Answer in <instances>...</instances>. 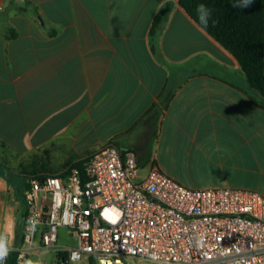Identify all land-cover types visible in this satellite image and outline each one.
I'll use <instances>...</instances> for the list:
<instances>
[{
    "label": "crops",
    "instance_id": "obj_1",
    "mask_svg": "<svg viewBox=\"0 0 264 264\" xmlns=\"http://www.w3.org/2000/svg\"><path fill=\"white\" fill-rule=\"evenodd\" d=\"M253 99L238 61L179 0H0V239L24 249L7 224L28 179L108 145L134 153L141 175L157 166L189 189L263 194ZM35 161L50 168H16Z\"/></svg>",
    "mask_w": 264,
    "mask_h": 264
},
{
    "label": "built area",
    "instance_id": "obj_2",
    "mask_svg": "<svg viewBox=\"0 0 264 264\" xmlns=\"http://www.w3.org/2000/svg\"><path fill=\"white\" fill-rule=\"evenodd\" d=\"M140 170L134 153L108 145L82 170L28 179L21 255L64 253L62 264H264L263 194L189 189L157 166ZM60 229L73 246L58 245Z\"/></svg>",
    "mask_w": 264,
    "mask_h": 264
},
{
    "label": "trees",
    "instance_id": "obj_3",
    "mask_svg": "<svg viewBox=\"0 0 264 264\" xmlns=\"http://www.w3.org/2000/svg\"><path fill=\"white\" fill-rule=\"evenodd\" d=\"M200 4L207 6L212 13L207 27L199 22L196 9ZM179 5L204 31L235 57L250 90L258 99V101L253 99L254 103L258 107H264V0H253V3L243 10L233 8L231 0H179ZM169 9L170 5H166L154 18L150 31L152 36ZM83 162L72 164L65 173L74 168L82 170ZM64 257V253H56L57 260H61L60 263ZM3 264H29V260L23 259L19 251L13 250L9 252ZM88 264L97 263L88 259Z\"/></svg>",
    "mask_w": 264,
    "mask_h": 264
},
{
    "label": "rangeland",
    "instance_id": "obj_4",
    "mask_svg": "<svg viewBox=\"0 0 264 264\" xmlns=\"http://www.w3.org/2000/svg\"><path fill=\"white\" fill-rule=\"evenodd\" d=\"M30 161H32V159H29ZM43 161V160H41ZM27 163V161H25ZM74 164V163H72ZM72 164H67V165H64V166H54V167H51L53 169H51V171H48V173H43L44 175H60L62 173H65V171L67 169H69V167L72 165ZM15 168V166H13ZM44 168L43 170H47L48 166H39V164L35 163L30 165L27 164V165H17L16 168L17 169H20V168H30V169H37V168ZM36 177V176H34ZM33 178V177H31ZM18 186H19V183H18ZM18 192V191H17ZM262 193L264 194V190L262 191ZM14 210L13 212H11L9 214V218H8V226H10V228H12L16 234V236H18V240H19V237H20V234L22 236V232H21V224H22V221H23V215H24V212H25V209L23 207V204H22V199H21V196L18 194L17 197H14ZM6 220V218H5ZM58 240L61 244H67L69 246H73L74 245V241L72 238H70L67 233H66V230L65 229H60L58 231ZM10 252V250H9ZM22 258L23 259H27L29 260V264H38V260L36 257H33V256H30V255H22ZM46 258V262L49 263V264H62L60 263V259L57 260L56 258V253L52 252V253H49L47 254V256L45 257ZM52 259V260H51ZM66 264V263H64ZM75 264H88V259L86 258H83L81 262L79 263H75Z\"/></svg>",
    "mask_w": 264,
    "mask_h": 264
},
{
    "label": "clouds",
    "instance_id": "obj_5",
    "mask_svg": "<svg viewBox=\"0 0 264 264\" xmlns=\"http://www.w3.org/2000/svg\"><path fill=\"white\" fill-rule=\"evenodd\" d=\"M231 3L233 8L243 10L249 7L253 3V0H231ZM196 11L200 24L207 27L212 15L211 10L204 4H200L197 6ZM8 254L9 248L6 246L5 241L0 239V264H3Z\"/></svg>",
    "mask_w": 264,
    "mask_h": 264
}]
</instances>
